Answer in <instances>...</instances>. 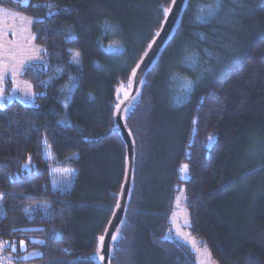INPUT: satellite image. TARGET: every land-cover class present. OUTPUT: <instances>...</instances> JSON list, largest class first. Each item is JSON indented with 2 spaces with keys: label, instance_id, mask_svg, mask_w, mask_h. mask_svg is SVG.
I'll use <instances>...</instances> for the list:
<instances>
[{
  "label": "trees",
  "instance_id": "obj_1",
  "mask_svg": "<svg viewBox=\"0 0 264 264\" xmlns=\"http://www.w3.org/2000/svg\"><path fill=\"white\" fill-rule=\"evenodd\" d=\"M171 1L0 0L31 19L42 50L20 74L33 103L9 99L11 77L0 99V264H99L125 176L115 109ZM215 5L190 0L123 112L135 165L110 264H198L190 245L166 237L180 193L190 234L218 264H264V0H221L197 19ZM53 168L76 170L70 188L53 185Z\"/></svg>",
  "mask_w": 264,
  "mask_h": 264
},
{
  "label": "rangeland",
  "instance_id": "obj_2",
  "mask_svg": "<svg viewBox=\"0 0 264 264\" xmlns=\"http://www.w3.org/2000/svg\"><path fill=\"white\" fill-rule=\"evenodd\" d=\"M31 19L22 13L12 12L0 8V72H3L4 79L0 80V92L5 95L7 86L6 78L11 77L14 86L9 99H20L27 103H33L34 91L30 82L20 77L24 69V63L39 61L41 46L35 43L31 32ZM24 62V63H22ZM69 90H72L75 83H71ZM64 105L68 109L69 97L64 98ZM46 156H52L51 147L46 142ZM187 164H184V166ZM53 185L56 188L67 189L72 186L76 178L75 169H57L51 170ZM183 178H188V166L182 167ZM4 214L2 198L0 196V216ZM169 239L181 240L194 250L197 254L198 264H218L212 257L209 259V249L201 243L195 236L191 235L188 230V212L184 204L183 193L178 195L176 201V210L173 214L172 227L166 233ZM37 250H31L22 255L24 258L34 257L38 255ZM17 264V263H13ZM23 264V263H22ZM26 264H37L30 262Z\"/></svg>",
  "mask_w": 264,
  "mask_h": 264
},
{
  "label": "water",
  "instance_id": "obj_3",
  "mask_svg": "<svg viewBox=\"0 0 264 264\" xmlns=\"http://www.w3.org/2000/svg\"><path fill=\"white\" fill-rule=\"evenodd\" d=\"M188 4L189 0H177L175 4H173V0L171 1L168 9H172V11L169 13L167 20L164 16L161 27L157 32L160 33V35L157 36L156 33L155 37L150 43L152 47H148L140 61L137 63V65L139 64L140 67L137 68L136 65L134 68L136 69L135 76H133L132 71L131 90L119 101L115 109V120L126 145L125 176L115 209L107 223L104 234L102 235L105 237V239L103 241L101 254L104 255L105 259L104 261H101L99 258H97V262L99 264H110L111 247L115 242L111 239V237L116 235L118 229L121 227L125 219L131 196L135 165V142L131 131L126 127L123 112L128 105H130L139 97L149 71L159 60L160 55L165 50L168 43L173 39L178 28L181 26ZM139 81H143V84H141ZM100 245L101 241L99 240V247Z\"/></svg>",
  "mask_w": 264,
  "mask_h": 264
},
{
  "label": "snow or ice",
  "instance_id": "obj_4",
  "mask_svg": "<svg viewBox=\"0 0 264 264\" xmlns=\"http://www.w3.org/2000/svg\"><path fill=\"white\" fill-rule=\"evenodd\" d=\"M177 2V0H173V4H175ZM189 3H190V0H189ZM220 6H221V0H216V5H215V8H210L209 10H208V12H207V14H203L202 13V15L201 16H198L197 17V19H204V20H207V19H209V18H211L213 15H214V13L216 12V10L217 9H219L220 8ZM172 11V9H164V13H165V17H166V20H167V18H168V15H169V13ZM105 30L106 31H111V26L110 25H105ZM160 35V33H157V36H159ZM152 47V45H149V48H151ZM187 62H189V63H196L197 61H196V59H195V57H193V56H188L187 58ZM77 63H78V61H76ZM22 63H24V62H22ZM29 65L27 64V63H24V67H28ZM140 67V65L138 64L137 65V68H139ZM135 74H136V69H133V76H135ZM4 79V75H3V72H0V80H3ZM141 84H143V81H139ZM194 87V82L192 81V80H190V79H181L180 81H179V88H180V91L182 92V93H190L191 92V90H192V88ZM178 95H179V93H178ZM4 97H3V94H2V92H0V99H3ZM212 139V137L210 136L209 137V140H211ZM185 169L187 168V166L185 165V166H183ZM118 238V235H113L112 237H111V239L113 240V241H115L116 239ZM104 239H105V237L104 236H101V237H99V240L101 241V245H100V247H98V249H97V255H98V258L101 260V261H104V259H105V257H104V255L103 254H101V252H102V248H103V241H104ZM24 244H25V242L24 241H21L20 242V245L23 247L24 246ZM208 256H209V259L211 258V253H208Z\"/></svg>",
  "mask_w": 264,
  "mask_h": 264
}]
</instances>
